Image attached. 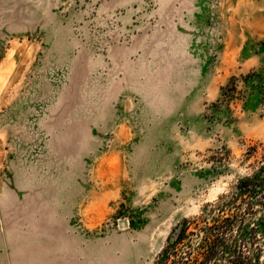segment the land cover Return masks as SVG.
Here are the masks:
<instances>
[{
	"label": "rangeland",
	"instance_id": "obj_1",
	"mask_svg": "<svg viewBox=\"0 0 264 264\" xmlns=\"http://www.w3.org/2000/svg\"><path fill=\"white\" fill-rule=\"evenodd\" d=\"M264 155V0H0V264H155Z\"/></svg>",
	"mask_w": 264,
	"mask_h": 264
},
{
	"label": "trees",
	"instance_id": "obj_2",
	"mask_svg": "<svg viewBox=\"0 0 264 264\" xmlns=\"http://www.w3.org/2000/svg\"><path fill=\"white\" fill-rule=\"evenodd\" d=\"M155 264H264V155L207 215L174 226Z\"/></svg>",
	"mask_w": 264,
	"mask_h": 264
}]
</instances>
